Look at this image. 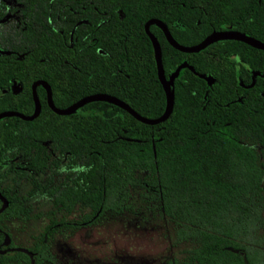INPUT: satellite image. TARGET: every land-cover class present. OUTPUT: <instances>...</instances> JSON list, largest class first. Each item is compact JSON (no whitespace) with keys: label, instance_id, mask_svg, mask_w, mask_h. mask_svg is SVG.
Here are the masks:
<instances>
[{"label":"trees","instance_id":"trees-1","mask_svg":"<svg viewBox=\"0 0 264 264\" xmlns=\"http://www.w3.org/2000/svg\"><path fill=\"white\" fill-rule=\"evenodd\" d=\"M21 1L28 11L27 41H0V111L29 115L30 84L40 79L57 108L106 93L143 117H158L165 97L143 29L150 18L185 46L222 29L264 42V0ZM148 29L165 76L182 62L194 70L183 67L173 79V105L164 121L146 124L104 101L58 115L39 85L34 119H0V193L7 199L0 249L5 219H28V195L38 190L50 208L47 223L23 246L33 264L51 260L50 238L58 226L142 209L166 218L183 244L169 264H264V50L224 38L181 52L156 25ZM13 83L18 92L10 89ZM21 179L30 181L26 194L15 188ZM75 212L76 218H66ZM0 264L30 259L6 251Z\"/></svg>","mask_w":264,"mask_h":264},{"label":"rangeland","instance_id":"rangeland-1","mask_svg":"<svg viewBox=\"0 0 264 264\" xmlns=\"http://www.w3.org/2000/svg\"><path fill=\"white\" fill-rule=\"evenodd\" d=\"M46 175L42 174L40 179ZM7 181L12 183L9 177ZM15 188L26 194L30 181L21 179ZM28 203V219H5L14 246L29 245L33 235L47 223L49 199L34 190L28 195ZM76 214L66 218H76ZM182 246L176 240L174 226L155 211L106 212L88 225L58 226L50 238L51 260L45 264H169Z\"/></svg>","mask_w":264,"mask_h":264},{"label":"water","instance_id":"water-1","mask_svg":"<svg viewBox=\"0 0 264 264\" xmlns=\"http://www.w3.org/2000/svg\"><path fill=\"white\" fill-rule=\"evenodd\" d=\"M150 24L156 25L163 33L165 40L168 42L169 45H171L173 48L181 51V52H198L201 49H203L206 45L209 43L219 40V39H224V38H229V39H234L238 40L241 42L246 43L247 45L254 47L256 49L264 50V42L260 41L254 37H251L241 31H237L234 29H222V30H212L210 33H208L203 39H201L199 42L192 44V45H181L177 43L172 36L170 35L166 25L159 19L156 18H150L147 19L144 24H143V29L145 34L150 40L153 53H154V61H155V68H156V76L157 79L162 87V90L164 92V97H165V107L161 115L155 118H146L138 113H136L132 108H130L126 103L121 101L120 99L116 98L115 96L106 94V93H91L88 95H84L77 99L76 101L70 103L69 105L63 107V108H57L54 106L51 100V92H50V87L49 85L44 81L37 79L31 83V97L33 101V110L29 115H25L21 112L18 111H13V110H3L0 111V119L3 117H9V116H16L19 117L23 120H32L34 119L40 111V103L37 98L36 92H35V87L37 85H40L41 87L44 88L45 90V99H46V104L50 108L51 111L58 115H68L73 113L76 109L84 105L85 103L91 102V101H104L110 104H113L126 112H128L132 117L137 119L140 122L146 123V124H156L159 122L164 121L168 115L171 112L172 105H173V92L172 89L170 88L173 79L177 76L178 71L186 67L189 70L193 71V67L186 64L185 62L180 63L175 67V69L168 75L165 76L161 64V51L160 47L158 44L157 39L152 35V33L149 31L148 26ZM199 76H202L201 74H198ZM208 81L210 79L208 77H204ZM0 211H2L6 206H7V199L1 195L0 193ZM10 236L7 232L3 233V239L1 244L5 246L3 249H0V254L5 253L6 251H20L25 253L29 259H30V264H33V259L31 253L27 250L25 247L21 246H8L10 243Z\"/></svg>","mask_w":264,"mask_h":264},{"label":"flooded vegetation","instance_id":"flooded-vegetation-1","mask_svg":"<svg viewBox=\"0 0 264 264\" xmlns=\"http://www.w3.org/2000/svg\"><path fill=\"white\" fill-rule=\"evenodd\" d=\"M27 12L28 11L26 10V5L24 1L0 0V41L6 40L9 43L27 41V36L25 35V31L28 25L27 24L28 18L26 15ZM72 12H75V11L72 10ZM71 33H72L71 31H69L68 33L69 40H70ZM0 52H2L1 48H0ZM15 53L17 55L21 54L19 51ZM10 89L14 92H18L20 90V87H18L17 85L13 83ZM30 94H31V84H30Z\"/></svg>","mask_w":264,"mask_h":264}]
</instances>
